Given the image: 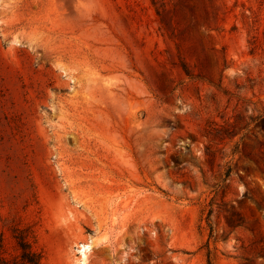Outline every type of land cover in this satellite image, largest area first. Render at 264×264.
Instances as JSON below:
<instances>
[{
    "label": "rangeland",
    "instance_id": "374dc122",
    "mask_svg": "<svg viewBox=\"0 0 264 264\" xmlns=\"http://www.w3.org/2000/svg\"><path fill=\"white\" fill-rule=\"evenodd\" d=\"M259 116L264 0H0V252L264 264Z\"/></svg>",
    "mask_w": 264,
    "mask_h": 264
},
{
    "label": "trees",
    "instance_id": "16d2710c",
    "mask_svg": "<svg viewBox=\"0 0 264 264\" xmlns=\"http://www.w3.org/2000/svg\"><path fill=\"white\" fill-rule=\"evenodd\" d=\"M185 68V67H184ZM189 75L188 71L184 69ZM255 121H261L264 124V116H259ZM223 130L214 126L210 130V134L218 137ZM231 169L227 172V177L230 175ZM6 226L11 231V238L15 243L17 254L9 259L0 252V264H42L44 255L37 246V237L31 226H21L15 220H6ZM4 234L0 239V250L3 248Z\"/></svg>",
    "mask_w": 264,
    "mask_h": 264
},
{
    "label": "bare ground",
    "instance_id": "6f19581e",
    "mask_svg": "<svg viewBox=\"0 0 264 264\" xmlns=\"http://www.w3.org/2000/svg\"><path fill=\"white\" fill-rule=\"evenodd\" d=\"M91 244H82V246H80V251H81V261L79 262V264H85L87 255L89 253V251L91 250Z\"/></svg>",
    "mask_w": 264,
    "mask_h": 264
}]
</instances>
